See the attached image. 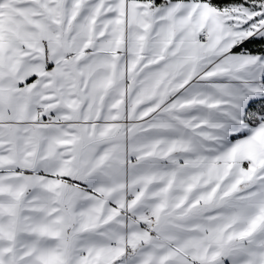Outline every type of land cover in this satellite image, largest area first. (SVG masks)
<instances>
[{
    "label": "snow or ice",
    "instance_id": "6c2138e0",
    "mask_svg": "<svg viewBox=\"0 0 264 264\" xmlns=\"http://www.w3.org/2000/svg\"><path fill=\"white\" fill-rule=\"evenodd\" d=\"M0 264H264V0H0Z\"/></svg>",
    "mask_w": 264,
    "mask_h": 264
}]
</instances>
